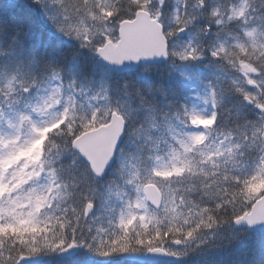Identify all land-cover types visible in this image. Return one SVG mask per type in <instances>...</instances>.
I'll use <instances>...</instances> for the list:
<instances>
[{"label": "snow or ice", "instance_id": "snow-or-ice-1", "mask_svg": "<svg viewBox=\"0 0 264 264\" xmlns=\"http://www.w3.org/2000/svg\"><path fill=\"white\" fill-rule=\"evenodd\" d=\"M159 5H165V0H159ZM62 6L65 13L75 9L83 25H86L84 17L103 25L119 12L112 0H84L83 4L71 0ZM250 7L249 0H177L170 17L174 27L166 28L161 22L157 0H137L127 20L140 14L149 46L142 51L119 56L109 54L108 50L122 44L124 37H117L112 27L102 28L100 42L93 47V51L108 63L120 64L126 60L138 61L152 55L167 57L171 54L188 64L200 63L205 56L212 58L210 63L227 64L228 71L212 73L215 82L195 77L205 84L203 94L196 93L197 102L210 105L213 111L206 114L208 107L201 110L189 106V103L183 105V118L180 119L183 127L177 129L174 124H168L169 134L175 142L170 145L169 151L165 155L157 154L150 166L142 170L136 167L130 173L126 183L131 191L125 189L115 193L119 204L109 203L113 211L108 221L109 228L97 226L93 230L91 225L85 226L84 218L94 207L93 200L87 195L79 207L67 201L61 207L59 201L67 193L62 192L59 186L53 188L58 185L55 170L48 174L44 185L31 191L27 199L12 201L7 206L0 204V264H22L25 257L40 253H65L81 247L104 257L137 253L180 257L179 251L171 245L183 244L185 238L193 236L201 226L211 228L217 220L212 209L204 205L196 212L198 219L195 227L186 226L187 221L177 223L185 218V199L173 186V174L183 176L198 171L206 177L202 182L209 200H220L221 193L224 196L231 193V199L216 203L217 210L230 204L233 222H243L249 226L264 224V156L253 165L240 168L234 160V149L241 147L239 143L232 144L226 139L216 146H208L205 133L197 127L212 125L218 115L216 110L232 94L239 95L242 104L246 102L257 109L264 121V44L258 46L256 39L258 31L264 30V25L259 29L251 26L248 19ZM70 18L65 16L66 21ZM125 22L122 17L119 24ZM233 26L238 29L235 36L231 35ZM56 28L66 37L74 34L79 38L82 33L88 32L87 28L73 25L66 28L57 24ZM213 29L216 41L208 43L211 39L208 32ZM176 33L187 34L179 45L170 39ZM222 34L226 38L221 39ZM229 37L231 44L228 43ZM257 50L260 55L253 59ZM29 66L40 70L39 77L32 75L25 79L18 72L0 87V94L7 97L8 110L12 112L9 117L0 108V121L14 130L12 134L0 131V183L6 178L9 164H14L20 157L35 159L41 155L45 145L56 138L63 140L66 148L83 156L90 165L91 173L102 174L125 129L123 114L119 109L101 108L92 103L87 105L85 113V105L81 103L83 89L77 91L76 80L65 87L56 66L51 61L41 64L34 53ZM188 78L193 79L191 75ZM33 88L35 93L31 91ZM89 99L98 100L99 94ZM237 115L253 124V143L257 139L264 142V128H257L255 122L247 121L246 110L238 111ZM25 126L29 129V138L24 143H17L20 129ZM152 130L159 131L154 119L144 130L148 140L153 139ZM243 138L247 140V134ZM101 140L104 155L102 161L97 163L95 146ZM164 142L168 143L167 140ZM159 144L160 138H157L154 145L157 151ZM56 146L59 148V145ZM194 151L198 152L202 162L210 165L209 169L193 163L190 154ZM229 163L232 167H225L221 176L220 165ZM41 171L42 167L39 172L34 168L26 175L36 176ZM22 175H25L24 169L16 173L18 179ZM5 187L8 190L12 186ZM54 207L59 211H52ZM116 208L119 209L118 213ZM196 209L195 204L188 206V215ZM260 264H264V259Z\"/></svg>", "mask_w": 264, "mask_h": 264}, {"label": "trees", "instance_id": "trees-1", "mask_svg": "<svg viewBox=\"0 0 264 264\" xmlns=\"http://www.w3.org/2000/svg\"><path fill=\"white\" fill-rule=\"evenodd\" d=\"M51 1L56 6H62L60 0ZM133 1L136 2L135 0ZM67 2L69 3V0ZM77 2L83 4L84 1ZM116 2L117 1H115L113 4L115 5ZM249 2L251 4V7L249 8L248 13L251 14L256 0H249ZM116 8L118 10H122L123 17L127 19L128 13H125L123 9H120L121 7ZM16 10L17 11L15 12V14L19 13V19H21L18 22V24L20 25L13 24L11 25L9 30L0 28V74L3 75V77H6L21 72L24 75L25 79L32 75L39 77L40 71L35 70V68H33L34 66H29V64L24 63L21 60V53L26 49H32L36 59L37 54L39 53V48L44 47L45 45L53 49L60 48L61 44L58 42L60 39L57 36L53 35L43 25V22L40 21L39 18L37 20H31V22H27L30 16L28 11L23 10L22 8H18ZM7 32L23 33L25 35L23 37L27 40H25L27 43L25 48L14 51L8 48L6 44L2 42V38ZM51 63L55 65L54 62ZM55 66L57 68V71L60 73V67H57V65ZM179 66V61H172L171 63L165 65L155 66V68H153L154 73L149 74L148 77L142 78L151 82L155 81L157 80L155 74L160 69H164V72L171 74L174 77V80L166 84L164 83V87L162 88L143 87L140 90L138 89L137 93L135 94L140 96L148 95L147 91H153L152 94H154L166 89V91L164 92L165 96L173 95L183 97V83L180 84V79L178 78L176 72L173 70V68ZM214 68L215 64L213 63L211 69ZM212 73L214 72L209 71L206 78L211 79L213 80V82H215V77L214 75H212ZM125 76L126 75H112L111 81L114 82L111 83V87L114 92L120 93L117 90L124 88V85L122 84L120 79L127 77ZM160 79L162 78L160 77ZM159 81L160 80L155 82L156 84H158V86L162 85L159 84ZM178 87L180 90L179 93L177 92ZM241 99L242 98L239 95L232 94L228 101L224 104V107L226 109V111L224 112V116L226 118V126L238 127L243 133V136L244 134H247L248 136V139L243 141V145H247V147L241 145L239 149H234V152L236 153V155L234 156V160L237 162V166H239L240 168H245L252 164V159L256 155V152L254 150L258 146L259 140L257 139L255 140V143H253V140L255 139L253 134V124L247 123L245 118L238 117L237 113L238 111L244 112L246 110L247 121L255 122L257 128H259L258 122L261 121V117L257 109H255L251 105H247L246 102H243L242 104ZM131 102L132 110L136 111L139 103L136 100L134 101L133 99H131ZM250 117H254V119H249ZM243 136L241 137V139H243ZM223 139L224 138L221 137V140ZM236 139V136L231 137L232 141H235ZM56 145H59V148ZM249 145H251V147H249ZM45 149L52 155L56 154L62 156L58 161V164L61 165L59 166L58 171L65 170L64 172H62V174H60V176L64 177V179H62V182L70 186L69 192L71 195L69 200H67V203L72 204L74 207H79V204L83 200V197L85 195H87L88 197L91 196L93 188H91L92 186H90V183L93 182L97 185V193H99L100 195L95 199L94 207L89 211V213L94 212V210H97V212L104 211V209L106 208L104 204L106 202L104 200L106 193L110 194L120 187L114 180H111L109 178L111 176L107 175V177L103 181H96L92 179L90 175L89 179L83 177V170H85L87 174H89L87 166L76 159L77 167H74L71 160L69 159V157L72 156L70 148H66L63 140L59 138H56L53 141L47 143L45 145ZM241 151L244 152L243 156L240 155ZM223 167H232V165L231 163L223 164ZM188 174L190 176V180L186 181L184 186H187L188 183L199 184L200 181L206 179V177H203L199 172L195 174ZM198 211L199 208H197L196 211H194L191 215H188V213L186 212V226L195 227L196 220L198 219V217L196 216V212ZM232 213L233 208H231L230 213L223 216H221L219 213L214 214L217 222L214 223L211 228H204L201 226L193 234V236L186 237L185 241L187 247L183 254L182 261L177 264H260V261L264 259V231L258 233H250L244 229L236 230L234 228L233 221L231 220ZM86 218H88V216ZM86 218H84L83 221L85 226L91 225L92 228L95 229L97 226H95L94 223L91 222V220L88 221V219ZM46 254L51 255L49 259L50 261L40 264H96L92 262V259L84 253L75 254L67 258H56L53 255L54 253ZM123 255L124 254H115L107 256L111 258V261L103 264H138L137 262L130 263L128 260L122 259Z\"/></svg>", "mask_w": 264, "mask_h": 264}, {"label": "clouds", "instance_id": "clouds-1", "mask_svg": "<svg viewBox=\"0 0 264 264\" xmlns=\"http://www.w3.org/2000/svg\"><path fill=\"white\" fill-rule=\"evenodd\" d=\"M70 2L71 0H69V3ZM229 2H233V0H229ZM69 11L71 12V9ZM70 17V20L73 21H79L81 19L80 15H77L76 13L71 14ZM122 17V10H119L116 15H114L110 20L107 21L106 24L103 25L95 21L89 20L87 19V17H84L86 25L89 26V31L87 33H82L79 38H77L74 34L72 36H67V42L70 45L75 46L77 50L87 49L86 47L82 46L88 45H90L93 50V47L100 42L101 29L104 26H111L114 29L118 28L119 22ZM248 19L250 21L251 26L264 25V0H256V3L253 6V11L251 14H249ZM161 22L163 23L162 19ZM164 25L166 28L174 27L170 20L167 23H164ZM208 37L211 38L209 39L208 43H213L214 41H216L214 29L208 32ZM224 38L226 37L224 34H222L221 39ZM228 43L231 44L232 40L229 39ZM257 44L258 46L264 44V34L260 35L257 40ZM205 48H207V44L205 45ZM205 57L207 58V56ZM167 58L168 60H172L175 57L169 54ZM253 59H255V57H253ZM214 64L215 68L210 69V71H228L227 64H223L222 62H214ZM3 86L4 83H0V87ZM4 98L5 100H7L6 96H4ZM186 103H190V101L188 99L185 100L184 97L173 95L165 96L159 92H157L151 98L143 99L142 103L138 104V107L132 119L126 121L125 123L124 131L128 138V146L126 148H120V150L118 151L117 156L115 157L116 164L113 169L112 175L109 178L111 180H114L117 185L123 187L128 191H131V188L129 185H127L126 181L131 173L129 162L132 159V153L135 148L142 147V145L138 143V141L140 140V129H147L152 119L156 121V123L159 125V131H157L155 137H153V139L151 140L149 147L153 148L156 152H158V154L165 155L169 151L170 145L175 143L172 140L171 135L169 134L168 124H174L177 129L183 127L180 123V119L183 118V105ZM207 107L208 113L206 114H209L211 113V111H213V109L210 105H208ZM216 111L218 112V115L213 121L212 125H209L207 128L202 125L197 126L198 129L204 132L206 135V145L216 146L222 141H225L226 139L232 144L239 143L240 145H243V141L245 139H241L243 133L240 131V129L238 127L226 126V118L224 116V112L226 111V109L224 105H222ZM249 119H254V117H250ZM258 123L260 128H264V121L261 120ZM233 136L237 137L235 141L231 140V137ZM221 137H223L224 139L221 140ZM157 138H160L158 151L154 147ZM145 140L147 141L148 139L145 138ZM165 140H167L168 143H165ZM243 146L247 147V145ZM261 149H264V142H261L259 140L258 146L254 150L256 152V155L253 157L251 165L258 161L260 157L264 156V151H262ZM240 155L243 156L244 152L241 151ZM190 157L193 159V163L197 164L198 167H204L205 169L210 168V165L208 163L202 162L198 152H192L190 154ZM152 163H154V159L146 162L147 166H150ZM25 164V159L21 158L14 164L8 165L6 178L3 183H0V197H2V200H0V204L7 206L12 201H23L27 199L28 195L34 188H39L40 186L46 183L48 173L45 172L43 175L39 174L36 176L29 177L26 174L31 171L27 170ZM0 167H2V165H0ZM31 168H35L37 172L40 171L39 166L35 164L31 165ZM220 168L222 176L225 167H223V164H221ZM21 169H24L25 175H22L18 179L16 173L19 172ZM89 175L94 180L104 179L102 176L97 177L93 173H90ZM57 177L58 180L64 179V177L60 176L59 174H57ZM188 180H190V176L188 173H185L180 178L172 179L173 185H175V187L179 190V192L183 195L185 199L186 208L188 206H191L192 204H195L197 208L207 205L209 208L212 209L213 214L219 213L221 216H223L225 214L230 213L232 205L228 204L225 207L220 208L219 210L216 209L215 205L218 202H224L231 199V193H229V195L227 196H224L223 193H221L220 200H209L205 196V189L202 181H200L199 184L188 183L187 186H184L185 182ZM6 185H11L12 187L6 190ZM221 187H223V185H221ZM51 210L58 212L59 208L54 207ZM46 211L48 210L46 209Z\"/></svg>", "mask_w": 264, "mask_h": 264}, {"label": "rangeland", "instance_id": "rangeland-1", "mask_svg": "<svg viewBox=\"0 0 264 264\" xmlns=\"http://www.w3.org/2000/svg\"><path fill=\"white\" fill-rule=\"evenodd\" d=\"M40 1V0H38ZM44 1V0H42ZM64 4H68V2H65ZM63 4V5H64ZM177 4V0H168L167 2L165 1V5H159V0H157V6L159 7L160 11L162 12V15L165 19L164 23H167L170 20V17L172 16V14L174 13V9L176 7ZM63 9V6H60ZM75 13V9H71V12H67L65 13L60 12L57 7H55V11H52L50 9H44V20L46 22V24H48L54 32H56L59 35L64 36L61 32H59L56 28L57 24H61L63 26H65L66 28L69 25H73L76 27H81L83 28H87L89 31V26L88 25H83L81 24V21H73V20H68L66 22L65 20V16H70L71 14ZM111 26H104L103 28H109ZM117 29L115 30V35L117 36ZM102 30V29H101ZM238 31V29L233 26L232 31H231V35L234 36L236 34V32ZM263 31V30H262ZM262 31H258L256 39L258 40V38L260 37V35H262ZM65 37V36H64ZM187 37V34L184 33L182 36H180L178 33H176L173 37H172V42L176 43L177 45L181 44L183 42V40ZM230 39V37H229ZM86 48H91L90 45L88 46H83ZM260 55L259 50H257L254 54V57H258ZM212 58L209 57H202L201 58V62L200 63H192V69H189L192 71V73H187L186 69H183L182 71V77L184 79V91L187 94L188 100L190 101L189 106H195L198 109L201 110H206V106L203 105L202 102H197V92H200L201 94H203V91L201 90L200 84H202L201 82H198L195 77L199 76L201 78V80H203L204 78L207 77L208 73H209V69L213 66V63H210V60ZM198 65V67L196 68V66ZM94 71L96 73V79L94 80L96 82H94L90 87H85L83 84H77V91L79 92V90L82 88L83 89V93H84V98L81 100V103H83L85 105V113L87 112V105L89 103L92 104H96L97 106L101 107V108H112V109H120L119 107H123L124 105V101L122 100V97L120 96H114V95H110V86L105 84V80H109L111 77V74L109 71L107 70H103L102 68L98 67L97 64L94 67ZM150 71H152L151 69L148 68H144L143 70H141L140 72H138L136 74V77H142L144 76L147 72L149 73ZM153 72V71H152ZM192 76L193 79H189L188 76ZM1 79L3 77H0ZM72 80H76L75 77H71L69 79H66V84L65 87H67L68 83ZM4 81V79L0 80V82ZM5 82V81H4ZM3 82V83H4ZM33 93H35L34 90H31ZM99 94V99L98 100H90L89 98L92 97L93 95ZM164 95V94H163ZM119 106V107H117ZM0 108H3L6 112V115L11 117L12 116V112H10L8 110V106H7V100H5L4 96L2 94H0ZM149 128V127H148ZM147 128V129H148ZM145 130V128H144ZM144 130H140L139 131V136H140V141H142L144 144L146 145H142V147H140L137 150V155H132V159L129 162V166L131 168V172L135 170L136 167H139L141 170L147 166L146 162L149 160H153L154 157L158 154V152H156L153 148L149 147V144L151 143V140H145L146 136H145V132ZM0 131H2L3 133L6 134H12L14 132L13 129L9 128L7 123L0 121ZM157 131L156 130H152L151 131V135L152 137H155ZM30 135L29 129L25 126L23 128L20 129V133H19V140L17 141V143H24L28 140ZM20 158H24L26 161V165H27V170L28 171H33V169L31 168V165L33 164H37V158L35 159H27L25 157H20ZM19 158V160H20ZM43 172L50 174L51 172L48 171V169L45 167V171L43 170ZM44 173H40L41 175H43ZM175 178L177 177L176 174ZM172 175V176H173ZM57 186L54 185L53 188H56ZM125 190V189H124ZM115 197V194L113 195ZM109 203L113 204V205H118L119 204V200L116 199V197L111 200V201H107V206L104 209V213H103V221L109 226L108 221L109 219L112 218L113 215V211H112V207L109 206ZM108 211V212H107ZM115 211L118 213L119 209L116 208ZM99 219V218H95ZM175 249H177L180 253L179 248L173 247Z\"/></svg>", "mask_w": 264, "mask_h": 264}, {"label": "bare ground", "instance_id": "bare-ground-1", "mask_svg": "<svg viewBox=\"0 0 264 264\" xmlns=\"http://www.w3.org/2000/svg\"><path fill=\"white\" fill-rule=\"evenodd\" d=\"M115 1H117L115 3V6L121 7L120 9H123L125 13H129L132 10L133 5L137 2V0H135L136 2H134L133 0H112L113 3ZM55 7H57L60 12L64 11L61 7L55 6L51 0H0V28L9 30L11 25L13 24L20 25L18 24V22L21 19H19V13L15 14V12L17 11L16 9L22 8L23 10L28 11V13L30 14V19L28 18L27 22H31V20L34 21L39 18L40 21L43 22V25L53 35L57 36L60 39L58 42L61 44L60 48L55 49L47 45L39 48V53L37 54L36 60L41 64L49 61L54 62L57 67H60L59 71L65 79L75 77L82 83L89 81V83L92 85L94 82H96L94 80H97L94 67L97 64L96 60L98 56L92 50V48L77 50L75 46L70 45L67 42V37L57 34L48 24H46L44 20V9L55 11ZM23 36H25L23 33L7 32L2 38V42L5 43L8 48L12 49V51L23 49L27 44V40ZM32 54V49L24 50L21 53V60L24 63L29 64L32 59ZM35 70L40 71L37 68H35ZM164 71V69H160L155 74L157 80L152 82L142 77H136V74H133L132 72H122L119 75H126L127 77L125 76L126 78L120 79L122 84L124 85V88L117 91L120 92L119 94H123L133 99L134 101L136 100L138 103H142L143 99L151 98L156 93L140 96L135 94L137 93L138 89L140 90L143 87L162 88L164 87V83L166 84L174 80V77L171 74H168ZM160 77L162 79H160ZM158 80H160L159 84L162 85L158 86V84L155 83ZM165 91L166 89L162 90L159 93L164 94Z\"/></svg>", "mask_w": 264, "mask_h": 264}, {"label": "water", "instance_id": "water-1", "mask_svg": "<svg viewBox=\"0 0 264 264\" xmlns=\"http://www.w3.org/2000/svg\"><path fill=\"white\" fill-rule=\"evenodd\" d=\"M126 22L123 24H120L119 27V37L123 36V43L118 44L116 47L110 48L109 54L111 55H125V54H132L136 53L138 51L144 50L146 47L149 46L148 42L145 40L146 36V30L143 26V22L141 20L140 14L138 13L137 16L133 20H125ZM98 56V55H97ZM99 57V56H98ZM167 57L164 56H158V55H152L147 58H140L138 61H124L123 63L116 64V63H108L104 61L102 58L99 57V60L106 64L108 67L115 71L123 72V71H128V70H134L138 64L143 61V62H150V63H155L159 62L162 60H167ZM124 131L122 132L118 142L117 146L119 145L122 136H123ZM117 146L114 150V153L117 149ZM95 152H96V162L99 163L103 159L104 155V146H103V141L101 140L100 143H98L95 146ZM114 153L112 158L109 160L107 165L105 166V169L102 174L96 175L97 177H103L105 174L106 170L110 167L114 160ZM86 162H88L83 156H81ZM235 223V222H234ZM237 227H247L250 230H259L264 228V224L257 223L252 226H249L247 223H235ZM146 259L152 261V260H167V261H178L180 258L179 257H172L168 256L165 254H145L143 255ZM40 257H25L24 260L22 261V264H28L35 262L39 260Z\"/></svg>", "mask_w": 264, "mask_h": 264}]
</instances>
